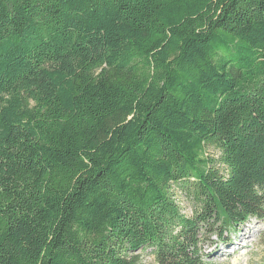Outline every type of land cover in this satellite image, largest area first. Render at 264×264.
<instances>
[{
  "label": "trees",
  "instance_id": "trees-1",
  "mask_svg": "<svg viewBox=\"0 0 264 264\" xmlns=\"http://www.w3.org/2000/svg\"><path fill=\"white\" fill-rule=\"evenodd\" d=\"M251 218L264 0H0V264H209Z\"/></svg>",
  "mask_w": 264,
  "mask_h": 264
},
{
  "label": "rangeland",
  "instance_id": "rangeland-1",
  "mask_svg": "<svg viewBox=\"0 0 264 264\" xmlns=\"http://www.w3.org/2000/svg\"><path fill=\"white\" fill-rule=\"evenodd\" d=\"M209 150L210 153H217L212 148ZM177 196L185 211L191 214V196L185 193H178ZM212 228L203 235L209 264H264V218H251L237 225L235 230L214 229L213 232ZM217 232H221L222 236H217ZM139 253L143 264H156L150 248Z\"/></svg>",
  "mask_w": 264,
  "mask_h": 264
},
{
  "label": "bare ground",
  "instance_id": "bare-ground-1",
  "mask_svg": "<svg viewBox=\"0 0 264 264\" xmlns=\"http://www.w3.org/2000/svg\"><path fill=\"white\" fill-rule=\"evenodd\" d=\"M246 231L248 232V229Z\"/></svg>",
  "mask_w": 264,
  "mask_h": 264
}]
</instances>
